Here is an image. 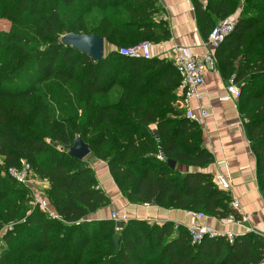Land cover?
Here are the masks:
<instances>
[{
    "label": "trees",
    "instance_id": "trees-1",
    "mask_svg": "<svg viewBox=\"0 0 264 264\" xmlns=\"http://www.w3.org/2000/svg\"><path fill=\"white\" fill-rule=\"evenodd\" d=\"M190 2L204 37L238 13L214 55L240 90L238 111L264 195V0ZM0 18L16 41L0 49V264L259 263L264 239L254 233L231 244L224 237L191 244L186 228L172 222L87 220L112 203L90 164L69 155L77 137L130 205L241 220L230 193L204 171L214 157L175 95L172 61L116 51L170 39L157 0H18L1 2ZM69 33L98 35L111 51L95 62L61 43ZM20 160L48 181L43 195L56 218L30 206L29 190L6 175Z\"/></svg>",
    "mask_w": 264,
    "mask_h": 264
},
{
    "label": "crops",
    "instance_id": "crops-1",
    "mask_svg": "<svg viewBox=\"0 0 264 264\" xmlns=\"http://www.w3.org/2000/svg\"><path fill=\"white\" fill-rule=\"evenodd\" d=\"M160 15L167 22L171 37L168 41L153 45L151 58L168 59L174 61L177 46L187 47L194 55H203L211 46L208 37H204L198 30L196 16L190 0H157ZM217 67V66H216ZM229 80H226L218 68L208 71L204 75V84L198 90V99L189 101V109L198 114L205 110L207 116L199 124L203 132V146L212 153L214 162L204 171L210 173L216 180L218 177L228 183L226 190L232 201L238 205L237 212L241 220L230 222L213 217L202 219L203 225L209 226L218 232L233 233L235 236L254 233L264 239V195L259 190L256 177V160L246 136L241 116L238 111V100L232 98L221 101ZM178 99V88L175 91ZM92 167V166H91ZM93 169L97 167H92ZM181 173L192 172L195 169L177 166ZM198 170V169H197ZM96 176L100 187L109 195L115 206L125 208L127 222L129 219H139L150 223L162 224L172 222L187 227L193 222L187 212L167 210L154 205H130L118 192L109 176L107 166L99 168ZM48 183L43 187L47 189ZM36 193L40 194V190ZM48 211L53 212L42 193L41 199ZM107 209L98 211L90 220L107 219Z\"/></svg>",
    "mask_w": 264,
    "mask_h": 264
},
{
    "label": "built area",
    "instance_id": "built-area-1",
    "mask_svg": "<svg viewBox=\"0 0 264 264\" xmlns=\"http://www.w3.org/2000/svg\"><path fill=\"white\" fill-rule=\"evenodd\" d=\"M237 22V16H230L221 21H219L210 31L208 35V41L211 49L208 50L203 55H194L190 52L187 47L177 46L174 51L176 53V58L172 62L175 67L176 72L180 77V85L178 87L179 96L182 100L181 107L185 110V117L190 121L196 122L198 124L207 116L205 110H199L196 114L194 111L189 109V101L193 99H198V90L204 84V75L208 71H216V60H215V50L224 41V39L233 31L234 26ZM151 48L152 43L143 42L138 45L131 47H122L117 52L120 56L133 59V60H148L151 58ZM240 97L239 88L233 84L232 80H229L228 85L225 88V93L220 97L221 101H227L232 98L238 100ZM32 167L26 160H20L17 167H9L6 170V175L18 183L26 187L27 189L35 188L33 194L36 196V192L43 189L48 181L46 179L39 180L36 182L32 180ZM217 185L224 190L229 188L228 183L223 179V177H218L216 180ZM36 184L40 185L39 189H36ZM32 190V189H31ZM41 198L38 195L35 198V204L48 212L53 218H56L54 213L48 211V209L41 202ZM237 203L235 201L231 202V208L237 210ZM189 216L193 220L191 224L186 227L191 244H199L205 237H224L228 243H233L235 235L233 233H222L215 229L203 225L201 223L202 219L208 218L202 213L188 212ZM112 220H116V214L113 212ZM228 221L235 222L233 217H229ZM178 224H175L174 229L178 228ZM258 264H264V255Z\"/></svg>",
    "mask_w": 264,
    "mask_h": 264
},
{
    "label": "water",
    "instance_id": "water-1",
    "mask_svg": "<svg viewBox=\"0 0 264 264\" xmlns=\"http://www.w3.org/2000/svg\"><path fill=\"white\" fill-rule=\"evenodd\" d=\"M61 43L89 56L95 62L104 57V40L95 34L80 35L69 33L61 38ZM89 154L90 149L88 145L82 138L77 137L69 150V155L73 158L84 160ZM167 163L172 169L176 167L175 161L168 160ZM114 242L117 245L118 239H115Z\"/></svg>",
    "mask_w": 264,
    "mask_h": 264
},
{
    "label": "rangeland",
    "instance_id": "rangeland-1",
    "mask_svg": "<svg viewBox=\"0 0 264 264\" xmlns=\"http://www.w3.org/2000/svg\"><path fill=\"white\" fill-rule=\"evenodd\" d=\"M18 0H0V3L1 2H3V3H15V2H17ZM238 15V13L236 14V15H233V16H237ZM8 30H9V22L8 21H6V20H4V19H1L0 18V49L3 51V49H5V47H6V41H9L10 43H13V44H15L16 43V41H14V40H12L10 37H9V35H8ZM60 41H61V38H60ZM110 46H108V45H105V50H104V55H107V53L109 52V51H111L110 50V48H109ZM120 48H122V47H120ZM120 48H117V49H120ZM116 51H118V50H116ZM12 54V53H11ZM72 89H76V88H72ZM85 161H87L89 164H90V166H92V167H97V169L96 168H94V171L95 172H97V170H98V172H97V174H99V176H100V171H99V168L101 167V166H104L105 165V163H103V162H101V161H99V160H97L94 156H92L91 154H89L85 159H84ZM2 163H3V159H2V157H0V167L2 166ZM100 178V180H101V182H103V183H105L104 182V178H102V176H100L99 177ZM32 180H35L36 182H40L39 180H41L34 172H32ZM39 187H41L40 185H37L36 184V189H39ZM32 189V190H31ZM31 189H28L29 190V196H30V202H29V205L30 206H33V204H35V198H36V196L38 195V197H40L41 199H42V193L44 192L43 190H42V188H40V194L39 193H37L36 194V196H35V194H33V191L35 190V188H31ZM108 192H109V198H110V190H108ZM111 206H112V204H111ZM111 206L110 207H108V209H107V219L108 220H112L110 217H112L111 215H112V213L114 212L115 214H116V220H113L116 224H118V225H122L123 223H125V221H126V216L124 215L125 214V212H126V210H125V208H123V207H120V206H115L116 208L115 209H113V208H111ZM91 217H93V216H91ZM90 217V218H91ZM90 218H87V220L88 221H90ZM9 228V226H6L5 228H4V230H7Z\"/></svg>",
    "mask_w": 264,
    "mask_h": 264
}]
</instances>
